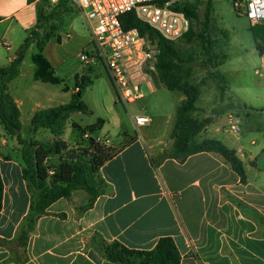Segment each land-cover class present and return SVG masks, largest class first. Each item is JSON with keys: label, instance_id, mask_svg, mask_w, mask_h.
Instances as JSON below:
<instances>
[{"label": "crops", "instance_id": "obj_1", "mask_svg": "<svg viewBox=\"0 0 264 264\" xmlns=\"http://www.w3.org/2000/svg\"><path fill=\"white\" fill-rule=\"evenodd\" d=\"M38 2L0 0V46L8 51L0 52V67H7L18 57L20 50L11 52L13 46L19 44L21 49L36 28ZM57 29L43 50L55 72L65 64L60 55L63 49L56 48L55 42L63 47L74 38L71 32L57 35ZM70 29L74 31L72 23ZM36 52L31 54L32 63ZM20 58L21 74L8 84V92L20 109L21 121L26 119L31 126L36 112L70 102L75 90L70 89L71 95L54 105L57 92L34 78V63L32 80L15 84L24 76V58ZM261 62L263 68L264 54ZM85 65L89 66V72L81 73L78 69L74 77L85 74L93 85L94 67L103 65ZM144 85L155 93L157 87L151 75ZM184 99L181 96L178 102L181 104ZM150 118L151 123L141 127L140 137L121 127L117 144L108 139L102 142L118 148L124 136L135 138L100 169L107 185L104 195L90 207V196L83 190L74 192L70 199L61 198L29 232L26 225L31 195L23 176L19 144L2 126L0 174L4 194L0 209V264H116L103 256L99 240L118 241L135 250H152L164 237L174 241L181 264H264V139L254 133L243 134L242 125L238 136L225 133V124L217 125L218 118H213V123L196 137L198 142L219 140L234 150L243 164L245 177H242L218 153L198 152L185 160L172 157L176 119L174 124L169 118L153 129L154 119ZM132 123L135 126L133 119Z\"/></svg>", "mask_w": 264, "mask_h": 264}, {"label": "trees", "instance_id": "obj_2", "mask_svg": "<svg viewBox=\"0 0 264 264\" xmlns=\"http://www.w3.org/2000/svg\"><path fill=\"white\" fill-rule=\"evenodd\" d=\"M33 1L36 0H30V2ZM67 3L69 0H61L56 4L61 9L49 14H42L37 7L38 23L36 28L31 30L30 35L25 39L18 57L7 67H0V123L10 136L17 139L19 144L23 176L31 195L26 225L28 232L35 227L38 219L46 214L47 209L54 202L61 198L70 199L76 191L87 192L90 196L88 206H92L99 196L107 192V185L101 178L100 169L135 140L133 137L129 139V136H124L122 145L118 148L107 146L96 139L95 134L104 126V120H98L85 127L73 124L76 130L91 136L90 144L87 148L78 147L68 150L63 137L69 119L74 113H91L90 108L83 100L86 89L92 84L90 77L85 74L76 76L75 92L70 102L39 110L31 120L29 134L27 136L22 134L21 112L14 98L8 92V84L20 76L22 63L20 57L33 43L37 47V52L32 58L36 66L34 78L44 83L64 84V80L56 75L51 63L44 56L43 50L57 26L62 22L63 15L69 12L64 8ZM175 9L183 12L190 19L191 24L199 20L197 4H178ZM207 10L205 15L206 18H209L208 16L212 12L211 0L208 2ZM51 21L58 23L49 30L47 25ZM120 22L125 30L137 29L145 43L155 46V75L158 83L171 91H185L187 94L176 112L172 157L185 160L198 152L218 153L242 177H245L243 164L234 150L229 149L216 139H207L202 142L196 140V137L211 125L214 119L212 117L203 119L193 117L192 113L197 110L196 96L188 94L183 89L185 61L182 58V52L175 43L165 39L148 23L139 19L134 11L120 16ZM252 29L256 30L254 37L259 42L257 48L264 50V25H256ZM194 36L195 32L191 26L183 38L188 40ZM58 41H60L59 38ZM208 44L211 43L206 39L203 46L207 59L213 67L217 68L223 64L220 62L221 57L214 51L213 46L211 49ZM219 75L225 79V75L222 73ZM69 90L67 85L64 86V91ZM44 134L49 135L50 139L42 140L41 136ZM65 151L67 152L64 154ZM54 155L60 156L58 163L55 164L50 163V159ZM3 194L4 184L0 174V209L2 208ZM27 231L23 233V239L26 238ZM97 244L103 256L116 264H181L177 247L169 237L161 238L152 250L130 249L118 241L107 242L102 239Z\"/></svg>", "mask_w": 264, "mask_h": 264}, {"label": "rangeland", "instance_id": "obj_3", "mask_svg": "<svg viewBox=\"0 0 264 264\" xmlns=\"http://www.w3.org/2000/svg\"><path fill=\"white\" fill-rule=\"evenodd\" d=\"M208 2L209 0H180L179 2L183 5L197 4L199 7V20L191 24L195 36L188 40L184 37L174 42L182 52V58L185 61L183 89L188 94L196 96L197 110L192 115L198 119L218 118L217 125H222L226 123L227 115L234 114L242 121L243 134L254 133V135L257 134L261 136V139H264V76L256 74L257 70L261 73L264 72L261 62V55L264 54V50L257 48L259 42L254 37L256 30L252 29L254 26L250 24L245 15V9L237 8L234 0H211L212 12L208 16L209 18H206ZM37 5L42 14H49L61 9L59 5L52 4L50 0H39ZM64 8L69 12L65 13L63 17L64 23L62 21L58 25L57 35L63 34L65 36L66 33L71 32L74 38L69 40L66 45L64 43L63 47H59V43L54 41L56 48L63 49L60 55L65 62L63 66H58L56 72L57 76L64 79V84L47 83L57 92L54 105L63 101L62 98L66 95L67 97L71 95L70 90L64 91V86L67 85L70 89L74 88L75 71L80 69L81 73L89 72V66L85 65L79 57L81 53L91 52L94 49L90 42L89 26L81 11L72 1L65 4ZM57 23L56 21L49 22L47 29L50 30ZM70 23L74 25V31L70 29ZM259 25H264V22ZM1 35L2 30H0V39ZM206 39L211 43L208 46L211 49L213 46L214 51L221 57L220 62L223 64L217 68L213 67L207 59L203 46ZM18 45L15 44L11 52L19 51L20 46ZM52 49L53 44L48 49L49 56H51ZM145 50L152 53L154 57V45L145 43ZM0 52L8 53L3 45L0 46ZM35 52L36 47L32 46L24 53L22 66L24 76L17 79L15 84H24L32 80L34 64L31 61V54ZM94 68V74H91L93 85L86 89L83 97L91 113H74L69 119L63 137L68 150L78 147L87 148L90 144L91 136H85L76 130L73 124L85 127L96 123L98 120H104L105 126L95 136L101 137L100 142H105L108 139L113 144H117L121 127L131 135L138 137L143 135V129L138 131L133 125V115L141 114L152 117L154 119L153 129L156 124L164 125V122L169 118L172 119L173 124L175 123L176 111L180 104L178 100L181 96H187L185 91H171L162 87L156 79L155 71L148 70L157 87L155 93H151L148 87L143 84L145 99L126 108L119 102L105 68L103 66H95ZM220 73L225 75V79L221 78ZM104 103H107L106 106ZM141 109L143 110L141 111ZM22 123L23 134L27 136L29 134L27 128L30 126V122L24 119ZM2 126L0 123V129ZM202 135L205 136L204 133ZM41 139L48 140L50 136L44 134ZM96 139L98 140L97 137ZM59 158V155L52 156L50 163H58Z\"/></svg>", "mask_w": 264, "mask_h": 264}, {"label": "built area", "instance_id": "obj_4", "mask_svg": "<svg viewBox=\"0 0 264 264\" xmlns=\"http://www.w3.org/2000/svg\"><path fill=\"white\" fill-rule=\"evenodd\" d=\"M61 0H50L57 4ZM83 14L91 34L93 51L83 52L85 64H102L117 93L118 100L126 108L144 98L142 85L149 81L148 70L155 71L153 54L145 50L144 39L137 29L125 30L120 16L134 11L139 19L148 23L165 39L176 42L191 27L190 19L175 9L180 0H69ZM237 8L245 9L252 26L264 22V0H234ZM264 68V67H263ZM257 74L263 73L256 71ZM136 128L151 123L148 115L132 116ZM225 133L238 136L241 121L229 114L224 125Z\"/></svg>", "mask_w": 264, "mask_h": 264}, {"label": "water", "instance_id": "obj_5", "mask_svg": "<svg viewBox=\"0 0 264 264\" xmlns=\"http://www.w3.org/2000/svg\"><path fill=\"white\" fill-rule=\"evenodd\" d=\"M44 30H42V32H43ZM20 60H21V58H20Z\"/></svg>", "mask_w": 264, "mask_h": 264}]
</instances>
